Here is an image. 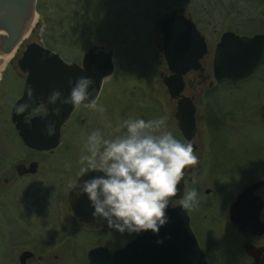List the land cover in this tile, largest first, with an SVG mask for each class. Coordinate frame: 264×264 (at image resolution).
<instances>
[{
	"label": "flooded vegetation",
	"instance_id": "flooded-vegetation-1",
	"mask_svg": "<svg viewBox=\"0 0 264 264\" xmlns=\"http://www.w3.org/2000/svg\"><path fill=\"white\" fill-rule=\"evenodd\" d=\"M145 1L141 0L139 4H135L138 0L134 4L126 2L123 8L130 10L137 7L136 11L145 12L149 8ZM192 5L193 2L189 4L191 7ZM173 14L191 20L206 43V52L201 57L198 68H189L182 74V85L175 97L171 96L169 85L164 82L173 72L163 50L165 34L161 29L163 21ZM251 21L254 27L251 34L226 31L241 36H261L264 40V9L258 2L255 3ZM153 24L154 30L156 29L153 40L158 76L173 104L177 133L188 142L175 117L179 100L186 98L195 107V130L189 141H195L194 153L199 155L197 168L204 160L209 169L227 173V176L230 172L235 175L232 181L221 184L223 186L217 191L209 183L201 191L197 181L193 183L198 175V172L193 175V166L184 178V182L189 183L187 191L185 192V182L182 198L172 199V207L181 205L189 191H197L198 204L187 211L188 222L182 223V226L195 237L207 264H264V60L249 77L234 84L219 82L214 76L213 59L215 47L226 31L221 34L212 51L197 20L186 7L162 12ZM39 27V21L30 24L27 44L37 43L48 48L40 40H35ZM90 49H94L95 53H111L113 60V53L100 43L88 45L78 60L67 61L64 56H60L67 63L82 66L83 57ZM5 71L0 80V107L4 103L7 108L5 119L11 135L0 139V227L4 228V236L13 246L12 256L7 263L88 264L92 249L121 248L135 238L137 235L129 236L125 233L120 240L118 236L122 234L109 228L95 230L82 225L74 218L69 206L70 197L72 201L76 184L81 178L80 168L86 166L80 163V156L87 155V152L80 154L75 148L81 147L82 143L86 145L87 137L92 131L99 129L107 138L119 125L115 127L113 119L108 118L107 114H96V110L81 106L73 109L60 126L58 144L55 147L38 149L29 146L21 139L12 116L14 106L23 97L28 72L14 70L21 82L17 89L14 87L12 100H8L5 93L7 88H4L8 84ZM109 76L102 80L96 96L97 102ZM221 91H234V104H237V108L232 120L227 111L222 112L221 116L212 115L213 104L217 102L216 96ZM198 99H202L204 103L203 116L198 109ZM43 114L39 103H32L31 109L23 117L17 116L21 120L26 118L30 121ZM41 132V136L45 137V130ZM72 135V139H69ZM232 137L236 138L235 145L238 144L237 147L234 145V149L229 144ZM63 144L67 147L62 148ZM12 145L14 146L11 148ZM56 153H59V160L56 157V160L53 159ZM232 185L231 190L229 188ZM74 200L78 211L83 214L90 212L89 205L88 209L80 205L83 196H76ZM184 241L188 244L187 237L181 242Z\"/></svg>",
	"mask_w": 264,
	"mask_h": 264
},
{
	"label": "rangeland",
	"instance_id": "rangeland-1",
	"mask_svg": "<svg viewBox=\"0 0 264 264\" xmlns=\"http://www.w3.org/2000/svg\"><path fill=\"white\" fill-rule=\"evenodd\" d=\"M140 1L135 3V0H37L35 14L40 27L36 31L35 40H40L49 49L64 56L67 61L81 59L88 45L104 44L106 49L113 53L115 68L106 78L104 92L97 102L98 107L102 106L104 111L96 110V114L104 116L107 114L108 118L113 119L115 127L129 118L149 120L163 117L166 121L164 130L171 132L181 142H185L177 133L173 104L170 103L158 76L159 68L155 59L153 40L156 30L153 24L155 18L166 10L186 7L197 20L199 29L206 36L209 48L213 51L221 34L226 30L243 34L253 32L251 15L255 3L258 2L264 9V0H146L145 3L149 8L145 12L136 11L137 7L130 10L123 8L126 2L139 4ZM192 2L191 7L189 4ZM27 43H29V35L19 45L18 51H15L4 73L5 80H8V84L4 87L7 88L5 93L8 100H12L13 89L14 87L17 89L21 82L14 70L20 71L17 59ZM233 97L234 91H223L217 95L212 115L221 116L222 112L227 111L229 119H234L237 104H234L236 100ZM223 103L225 105L222 106ZM2 104L0 139L11 135L9 124L5 119L7 108L4 103ZM198 109L203 116L202 99H198ZM72 137L73 135L69 139ZM234 139L236 138L232 137L229 143L233 149L238 145H235ZM65 147L67 146L63 144L62 148ZM75 149L80 154L87 152L84 143ZM58 154H54L53 159L55 157L58 159ZM195 154L199 157L197 153ZM196 172L198 175L194 180L199 184L201 191L208 183L217 191L223 186L221 184L232 181L235 176L233 172L227 176V173L209 169L204 160L200 167L197 168L195 165L193 175ZM188 184L186 182V186L184 185L185 192ZM229 189L232 190L233 185ZM4 234V228L0 227V264H8L7 261L9 262L12 256L13 246ZM122 238L123 235L118 236V239L122 240Z\"/></svg>",
	"mask_w": 264,
	"mask_h": 264
},
{
	"label": "water",
	"instance_id": "water-1",
	"mask_svg": "<svg viewBox=\"0 0 264 264\" xmlns=\"http://www.w3.org/2000/svg\"><path fill=\"white\" fill-rule=\"evenodd\" d=\"M36 1L0 0V53L6 54L18 49L25 37L29 35L30 24L38 22L35 14ZM161 29L165 34L163 50L169 68L173 72L168 79H164V82L169 85L171 96L175 97L182 85V74L189 68H198L200 59L206 52V43L195 24L191 20L183 19L182 16L173 14L172 17L163 21ZM263 60L264 40L261 36L248 37L226 31L215 47L214 76L219 82L234 84L249 77ZM18 66L21 70L27 71L28 75L23 97L16 105L27 100L26 92L29 87L34 90V100L31 103L46 102L54 89L67 96L70 92L68 81L71 79L75 82L81 76L94 81L93 98H96L103 78L109 76L114 68L111 53H95L94 49H90L84 55L82 66H80L65 62L59 53L37 43L26 45L18 60ZM16 105L12 116L19 135L25 144L38 149L53 148L58 144L59 128L74 109L70 105L57 104L56 106L62 108L60 116H46L44 113L30 120V123H25L26 118L20 119V116L23 117L25 114L17 116ZM52 107L49 105V111ZM194 113L195 107L190 100L186 98L179 100L175 117L187 141L195 130ZM48 120L56 122V134L52 137L47 135L43 137L41 131L45 130ZM91 175H98V173L88 174V176ZM80 180L81 178L78 182ZM177 187V195L171 199L182 197L184 179ZM75 197L76 192L72 196V201L70 197L69 206L72 215L80 224L95 230L108 228L106 223L93 218L94 209L90 206L86 195L83 196L80 205L86 209L88 205L90 206L88 214H83L75 208ZM167 215L169 223L160 228L158 235L147 231L137 235L121 248L92 249L89 252L88 264H207L196 244L195 237L182 226V223L188 222L187 211L183 210L181 205H177L169 207ZM184 237H187L188 244L186 241L181 242ZM158 240H162L163 243L158 244Z\"/></svg>",
	"mask_w": 264,
	"mask_h": 264
},
{
	"label": "clouds",
	"instance_id": "clouds-1",
	"mask_svg": "<svg viewBox=\"0 0 264 264\" xmlns=\"http://www.w3.org/2000/svg\"><path fill=\"white\" fill-rule=\"evenodd\" d=\"M68 83L67 96L54 89L47 101L39 104L46 116H60L62 108L57 104L104 111L102 106L98 107V97L93 98L91 78L81 76ZM26 95L27 100L15 107L17 115L31 109L34 90L29 87ZM49 105L53 106L51 111ZM25 123L30 121L26 119ZM165 128L163 117L129 118L107 138L99 129L88 135V154L80 156V163L86 166L80 168L76 196L86 195L94 209L93 218L106 223L109 229L129 236L147 231L158 235L160 228L169 223L167 210L172 207L171 198L177 195V186L186 173L198 164V156L194 153L195 141L181 142ZM45 130L47 136H54L56 122L48 120ZM93 172L98 175L88 176ZM85 176L88 178L84 179ZM197 196L195 189L189 191L182 200V209L195 208Z\"/></svg>",
	"mask_w": 264,
	"mask_h": 264
},
{
	"label": "bare ground",
	"instance_id": "bare-ground-1",
	"mask_svg": "<svg viewBox=\"0 0 264 264\" xmlns=\"http://www.w3.org/2000/svg\"><path fill=\"white\" fill-rule=\"evenodd\" d=\"M16 50H18V49H16ZM16 50H13L12 52L6 53V54L0 53V80L2 78V73L7 69L8 63L12 59V57L14 56V53Z\"/></svg>",
	"mask_w": 264,
	"mask_h": 264
}]
</instances>
